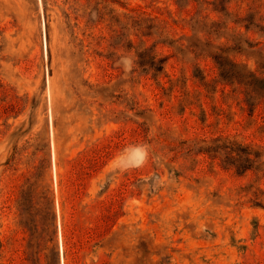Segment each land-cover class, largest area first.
<instances>
[{"label": "rangeland", "instance_id": "obj_1", "mask_svg": "<svg viewBox=\"0 0 264 264\" xmlns=\"http://www.w3.org/2000/svg\"><path fill=\"white\" fill-rule=\"evenodd\" d=\"M218 47L262 70L264 0H0V264H264Z\"/></svg>", "mask_w": 264, "mask_h": 264}, {"label": "trees", "instance_id": "obj_2", "mask_svg": "<svg viewBox=\"0 0 264 264\" xmlns=\"http://www.w3.org/2000/svg\"><path fill=\"white\" fill-rule=\"evenodd\" d=\"M189 2H194L197 5H200L206 0H186V5ZM194 6V4H193ZM191 20L196 22V19H192L193 15L190 14ZM219 51L212 55L213 60L215 61L218 68V78L221 80L224 85L221 88L223 91L224 86L226 84L233 85L234 83L238 85H242L245 88V94L250 103H254L255 99H258L256 103H258L261 99L264 98V64L260 65L262 70L251 71L245 70V67L237 62L231 61L225 54L224 49L222 47H218ZM157 64L154 66L156 70H159L163 67V64ZM200 79H203L204 76H200ZM205 80V78H204ZM205 86H208L206 80L204 81ZM232 143V142H231ZM228 146V145H225ZM231 151L235 150V157L240 161H235V172L237 174H246L248 171H254L258 174L260 179H264V159L262 157V153L254 148L251 144L245 143L242 144L240 142L235 141V149L231 146L229 147ZM259 191L262 190L259 188ZM257 194V192H255Z\"/></svg>", "mask_w": 264, "mask_h": 264}]
</instances>
